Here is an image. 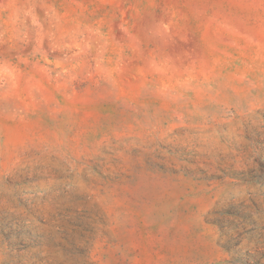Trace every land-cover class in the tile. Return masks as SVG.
Segmentation results:
<instances>
[{
	"label": "rangeland",
	"instance_id": "obj_1",
	"mask_svg": "<svg viewBox=\"0 0 264 264\" xmlns=\"http://www.w3.org/2000/svg\"><path fill=\"white\" fill-rule=\"evenodd\" d=\"M0 264H264V0H0Z\"/></svg>",
	"mask_w": 264,
	"mask_h": 264
}]
</instances>
